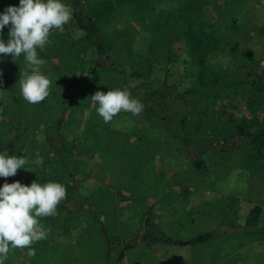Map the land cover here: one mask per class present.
Instances as JSON below:
<instances>
[{
    "label": "rangeland",
    "instance_id": "374dc122",
    "mask_svg": "<svg viewBox=\"0 0 264 264\" xmlns=\"http://www.w3.org/2000/svg\"><path fill=\"white\" fill-rule=\"evenodd\" d=\"M62 2L71 9V0ZM147 2L117 4L103 25L108 52L124 67L121 74L88 72L93 53L78 49L82 32L72 19L63 33L51 31L44 51L38 49L45 61L41 72L51 81L42 102L30 104L20 94L23 55L17 62L11 55L0 56V152L29 161L37 155L43 159L42 166L25 165L32 170L20 168L14 176H0V187L16 181L29 186L34 181L57 182L54 175L61 167L47 143L48 134L57 150L64 147L83 200L94 202L104 229L127 246L124 258L115 264H264L263 232L232 231L186 247L146 246L135 237L145 208L155 226L180 238L218 227L225 214L242 227L255 206L259 210L253 224L264 227V161L243 160V151L237 149L226 155L207 152L202 154L206 166L196 169L156 120L121 111L105 123L91 100L97 91L126 89L137 99L135 94L160 90L157 93L165 92L163 100L177 111L195 104L201 117L244 119L264 131V103L249 113L246 97H223L220 90L192 100L183 95L193 88L199 69L195 48L183 31L185 22L202 20L210 26L220 49L208 57V64L225 80H235L249 55L256 62L264 60V0H151L148 7ZM10 5L18 6L19 0H0V13ZM8 31L5 26L0 32L5 43ZM62 114L60 141L55 122ZM92 191L97 192L95 198ZM38 219L50 232L31 246L35 256L28 255L29 248L10 247L3 264H111L104 236L89 215L67 216L56 210V215Z\"/></svg>",
    "mask_w": 264,
    "mask_h": 264
},
{
    "label": "trees",
    "instance_id": "16d2710c",
    "mask_svg": "<svg viewBox=\"0 0 264 264\" xmlns=\"http://www.w3.org/2000/svg\"><path fill=\"white\" fill-rule=\"evenodd\" d=\"M124 3L125 0H87L84 6L80 0H71L72 20L75 27L82 32V43H78L79 48H89L92 50L93 59L88 67V72L99 76L103 73L114 72L121 74L124 67L113 59L108 52V38L103 30V25L109 20V15L117 4ZM151 0H148L147 7ZM183 31L187 34V42L193 44L199 69L196 74L194 86L183 92L185 98L192 100L200 96L203 92L222 91L223 97L235 95L247 99L245 108L249 113L257 111L264 103V60L256 62L249 55L241 66V75L235 80H225L221 73L208 64V57L220 49L219 41L210 26L203 25L202 20L195 22H185ZM235 47V46H231ZM223 51H225L223 49ZM227 53H230L226 49ZM139 62L138 59L135 60ZM160 90H148L143 94H135L137 100L142 103L143 111L141 115L147 119L156 120L166 134L175 138L185 153L190 156L192 165L196 169L206 166L202 158L203 153L226 155L234 150L243 151V160L264 161V131L256 124L238 118L222 120L215 116L212 119L201 117L196 112L195 104H190L188 110L177 111L174 106L163 100L165 92ZM20 99H17V102ZM224 99V103H225ZM222 104V103H220ZM0 105H2L0 101ZM237 109L240 106L235 107ZM242 109V108H241ZM239 109V110H241ZM227 111V110H226ZM238 113H240L238 111ZM239 117H243L239 114ZM64 114L55 122V131L58 140L62 141L60 134ZM232 120V121H231ZM235 120V121H233ZM47 143L55 153L56 163L60 165V172L55 174V180L62 184L66 189V197L57 205V211L64 215L86 214L94 219L99 225L100 231L104 236L106 245L105 255L109 256V262L115 264L122 260L126 253V245H121L107 233L105 224L101 219V214L93 207L94 202H86L85 195L80 192V185L73 173L69 170L67 159L64 157L63 149L57 150L54 146L53 137L47 134ZM207 138V139H206ZM254 167V166H251ZM50 181H43L47 183ZM3 186V185H2ZM1 186V187H2ZM92 198H95L96 191H92ZM259 208L251 209L247 216L246 224L242 227L234 226L227 214L223 217L218 227L195 234L187 238L170 236L161 231L150 217V209L142 211L139 220V228L135 237H139V242L146 246L164 245L171 247L197 246L215 238H221L229 232L246 233L263 232L264 227H257L253 223L256 220Z\"/></svg>",
    "mask_w": 264,
    "mask_h": 264
},
{
    "label": "clouds",
    "instance_id": "9594fccd",
    "mask_svg": "<svg viewBox=\"0 0 264 264\" xmlns=\"http://www.w3.org/2000/svg\"><path fill=\"white\" fill-rule=\"evenodd\" d=\"M72 19V11L62 0H19L18 6H8L0 13V32L9 27L8 41L0 39V56L11 55L14 62L23 55L25 70L18 80L20 94L30 104L42 102L48 95L51 81L42 72L45 61L38 56L51 43L52 30L60 33ZM2 83V81H0ZM97 104V114L105 123L121 111L138 116L143 105L124 89L97 91L91 96ZM0 152V176H14L27 164L42 166L43 159L37 155L29 161L26 157L6 155ZM66 197L65 187L58 182L44 184L34 181L23 185L19 181L4 183L0 187V264L7 259L10 247L29 248V256H35L31 246L47 238L50 229L38 218L56 215L57 205Z\"/></svg>",
    "mask_w": 264,
    "mask_h": 264
}]
</instances>
